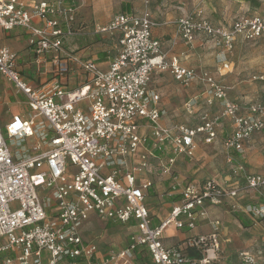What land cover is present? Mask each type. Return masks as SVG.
<instances>
[{"label": "built area", "instance_id": "built-area-1", "mask_svg": "<svg viewBox=\"0 0 264 264\" xmlns=\"http://www.w3.org/2000/svg\"><path fill=\"white\" fill-rule=\"evenodd\" d=\"M75 10L67 0H0V30H24L36 63L52 69L42 72L52 78L35 85L20 66V55L0 48V74L25 96L30 110L6 124L0 119V264H131L140 247L149 250L153 264H264L261 253L228 252L222 222L210 215L212 207L229 199L233 211L264 220V173H246L234 156H243L245 143L264 132V106L236 103L211 74L169 60L153 33L160 24L147 10L122 12L105 26H94V34H119L120 53L109 69L66 52L65 40L79 33ZM176 25L188 44L199 35L210 37L223 69L230 68L228 55L240 40L264 41L260 14L217 27L192 13ZM74 71L83 80L69 89L63 80ZM157 71L184 86H204V100L187 103L189 115L202 103L207 109L221 104V110H206L199 124L166 125L160 97L150 92ZM225 118L232 131L223 144L226 162L235 174L243 173L244 185L225 188L213 179L187 184L182 200L155 226L146 200L153 183L143 178L152 160L176 182L177 159L193 160L200 139L215 143ZM244 194L259 200L242 205ZM93 215L105 224L131 225L128 247L102 252L86 241L82 229ZM205 222L211 233L189 238L184 247L165 245L170 228L193 231Z\"/></svg>", "mask_w": 264, "mask_h": 264}, {"label": "rangeland", "instance_id": "rangeland-1", "mask_svg": "<svg viewBox=\"0 0 264 264\" xmlns=\"http://www.w3.org/2000/svg\"><path fill=\"white\" fill-rule=\"evenodd\" d=\"M25 1L36 2L38 0ZM104 2L102 0L100 2L101 6L97 5L95 9L96 16L105 13ZM151 7L154 14H157L160 18L172 17L174 25H176L179 17L194 12L201 13L203 17H207L216 25L229 24L239 15L249 17L255 14L264 15V0H153ZM100 43L102 45L105 44L104 42ZM199 43L202 45L195 44L194 47L182 43L185 49L193 48L197 50V54L193 53L191 55L190 65L199 70H206L204 73H209L215 77L222 86L226 87L228 97L232 101L244 106L253 103H261L264 106V41L259 40L248 43L240 40L236 44L234 51L229 54L231 63L229 69H223L217 63L218 48L214 42L210 39H204L199 41ZM258 77H263V79H258ZM153 83L159 89L162 100L166 104V108H164L167 112L165 123L172 124L181 121H187L191 124L199 123V119L197 120L194 115L191 116L184 110L187 103L193 100L194 96L201 95L202 88L197 83L185 88L173 81L167 74L163 78L155 77ZM8 91L15 92L11 84H6L0 80V97L4 98ZM25 101L26 99L24 100L21 96H17L16 99H13L12 104L4 106L0 111L1 114H4L3 119L11 116L13 109L24 110L30 115L27 104L23 103ZM199 105L195 109L197 108L200 115L206 110V105L204 103ZM213 107L207 110L213 114V110L218 112L221 110V104ZM225 139V136L221 134L213 144L207 145L204 141H200L198 143V151L193 160H179L177 174L189 182L197 180L198 182H204L213 179L225 188L229 185L243 186V173L235 174L231 165L226 162L227 152L223 145ZM16 146L14 144L11 147L15 150ZM246 147L243 158L234 154L238 164L245 168L246 173H264V132L255 135ZM157 165L158 162L155 163L156 167ZM148 175L150 177V174ZM153 180L156 185L147 191V204L154 212L168 214L171 212V205L177 202L174 199L175 197H170L173 191L169 188V184L164 177L154 176ZM244 195H242L244 198L239 200L242 205L255 203L259 200L258 196L254 194ZM211 214L213 219L222 222L226 238L230 239L227 244L228 252L249 250L256 254L261 253L264 255V220L261 222L256 221L249 227L243 226L237 218L240 212L232 210L229 199H225L220 206L212 207ZM84 235L86 241L96 243L100 249L104 250L107 247L109 250L118 251V249H124L128 246L131 229L123 227V225L106 227L96 220L93 224L84 228Z\"/></svg>", "mask_w": 264, "mask_h": 264}, {"label": "crops", "instance_id": "crops-1", "mask_svg": "<svg viewBox=\"0 0 264 264\" xmlns=\"http://www.w3.org/2000/svg\"><path fill=\"white\" fill-rule=\"evenodd\" d=\"M20 1H23L25 3H31V2H28L25 0H20ZM101 1L100 0H67V2L69 4L72 3L76 9L75 11H76V18H78L79 33L76 36H74L72 38H67L65 40V46L64 47H65L66 52H68L70 54H76L79 57H82L84 60H88V61L92 60V61L96 62L98 64L99 68H101L103 70L109 69L108 67H109L110 63L120 53L119 34L117 32L106 33V34H94V32H93L94 26H97V25L105 26V24L110 23L114 19V16L121 14L122 12L134 14V15H139V14H141L147 10L151 13V15L156 20H158V22L160 24V26L156 27V29L153 30V33H154L155 38L157 37L158 39L161 40L162 49H164V51L166 52L168 59L169 60L177 59L181 63V65H183L187 68H195L198 72H203V73L206 72V70H199L198 68L190 65L191 55H193V53L197 54V50H195L193 48L192 49L191 48L185 49L184 48L185 46L182 45V43L183 44L185 43L186 45H191L194 47L195 44L200 45L201 43H199V41H201V40H204V39L205 40L206 39L211 40L210 37H208L207 35L206 36L205 35H199L193 43H189V44L186 43L179 36V34L177 32V25H174V21H173L172 17L168 16L166 18L165 17L160 18V16H158L157 14H154L153 9L151 7V2L153 0L152 1H150V0H104L105 2L103 3V6H104V9H106L105 13H103V15L101 14V15L96 16L95 9H96L97 5L101 6V3H100ZM149 6H150V8H149ZM194 13H196V12H194ZM184 16H186V15H183L181 17H184ZM181 17H179V19ZM239 17H249V16L239 15ZM239 17H237L235 20L239 19ZM179 19H177V21ZM235 20H233L229 24H222V25H216L211 20H210V22L214 26L222 27V26L231 25ZM100 42H104L105 44L102 45ZM4 47L10 48L13 51H15L17 54L20 55V58H21L20 66L24 67L23 70L26 71L25 73L27 74V76L31 77L30 80L32 81L33 84L39 85L40 83L52 78L51 74L50 75L42 74V72H44V71L50 72L52 69H50L49 63H40V64L36 63L35 56L33 53H31V50H30L29 37L24 30L17 29L15 31L5 32V33L0 30V48H4ZM218 52H219V49L217 50V54H218ZM228 56L230 59V55H228ZM166 74L168 76H170L173 81L177 82L172 77V75L170 73L157 71V73H155L153 75L151 85H150V92L159 95L160 100H161L160 106L162 108H166L165 107L166 104H164V100H162V95H161L159 89L154 85L153 81H154L155 77L156 78H163ZM0 80L5 82L6 84L7 83L10 84L8 81H6L3 78V76L1 74H0ZM82 80H83L82 73L80 71H74L68 77H66L63 80V82L69 89H74V88L78 87V85L80 83H82ZM177 83H179V82H177ZM179 84L185 88H188L192 85L191 84L190 86H184L181 83H179ZM198 86L202 88V92H201L200 96H194V98H196V97L197 98H203L204 97L203 93L205 91V88L201 84H198ZM14 90H15V88H14ZM17 96H21L24 100L26 99L25 96L18 94L16 92V90L14 93L11 91H8L7 94L4 96V98L0 97V106H1L0 111L3 109L4 106H6L8 104H12L13 99H16ZM203 100H204V98H203ZM23 103H25V102H23ZM199 106H197V108ZM197 108L194 111L195 112L194 117H196L197 120L199 119V123H200V115L198 113ZM205 108L207 110V107H205ZM184 110L186 111V108ZM205 111H203L202 113H204ZM213 112L215 114H218L217 110H213ZM3 115L4 114L3 113L1 114V112H0V119L4 124H6L9 122L10 118L13 115H22L25 117L28 115V112H25L24 110L20 111V110H14L13 109V114L11 116H9L7 119H5V118L3 119ZM181 122H174L172 124L166 123V125L171 126V125H175L176 123H181ZM199 123H194V124H199ZM231 132L232 131H231L230 121L227 118H225L223 120L222 127L219 130V137L221 134H223L225 136V138H227L231 134ZM200 141H203V140L200 139L199 142ZM250 141L251 140L247 141L245 143V146L248 145V143ZM197 151H198V149H197ZM195 156H196V154H195ZM168 157H169V153L163 154L162 162L166 163ZM239 157L243 158V156H239ZM182 159L186 160L185 157H179L177 159V162H176V165L174 168L175 177L177 178L176 182H174L170 178V176L163 174L160 163L158 161L153 162V160H152L153 166H151L152 167L151 171H149V173L144 175L143 178L151 180V182L154 183V185H156L155 181L153 180L154 176L155 177H157V176L158 177H160V176L164 177L166 179L167 183L169 184V188L171 189V191H173V193L170 194V197H173V198L175 197L174 199H176V201L178 202L179 201L178 198H181L180 195L182 193V190L185 188V186L187 184L194 183V182L198 183V180L193 181V182H189L185 178L180 177L177 174V167H179L178 164L180 163L179 160H182ZM157 162H158V165L156 167L155 163H157ZM148 174H150V177ZM177 183L180 184V186L176 187ZM229 186H234V185H229ZM157 187H158V185H157ZM177 202L175 204L173 203V205H171V207H170L171 210L177 204ZM211 210H212V208H211ZM211 210H210V215H211V219H213L212 218L213 215L211 214ZM150 211H151V215L153 217V224L155 226L160 225L161 221H163L165 218H167L168 214H169V213L168 214H164V213L159 214L157 212H154V210L151 208H150ZM96 220L100 221L95 215H93L91 217L90 222H88L83 227V229H82L83 235H84V228L86 226H90ZM100 222L103 225H105L106 227L111 226V225H120V224H114V223L105 224L102 221H100ZM123 227H126V228L129 227L131 229V233H132L133 227L131 225H123ZM209 233H211V228L208 225V222H205V223L199 225L193 231H188V230H178L177 231V230H174L173 228H170L169 230L166 231L164 243L168 247H179V246L184 247L186 241L189 238L199 236V235H203V234H209ZM223 234H224V236H226L225 231ZM84 238H85V235H84ZM126 248H124V249H126ZM124 249H118V251L124 250ZM108 250L109 249L107 247H105L104 250L101 249L102 252H106ZM189 254L192 257L196 256L195 251H189ZM131 264H135V263L132 261Z\"/></svg>", "mask_w": 264, "mask_h": 264}, {"label": "trees", "instance_id": "trees-1", "mask_svg": "<svg viewBox=\"0 0 264 264\" xmlns=\"http://www.w3.org/2000/svg\"><path fill=\"white\" fill-rule=\"evenodd\" d=\"M153 186H154V183H153ZM178 200H179L178 202H180L182 199L181 198H178ZM237 218L241 221L242 225L243 226H246V227H249L253 223H256L255 220L251 219L246 214L240 213V214L237 215ZM258 221L261 222L263 220L261 219V220H258ZM133 262L135 264H153L152 257H151V255L149 253V250H147L146 248H142V247L137 248L135 250Z\"/></svg>", "mask_w": 264, "mask_h": 264}]
</instances>
